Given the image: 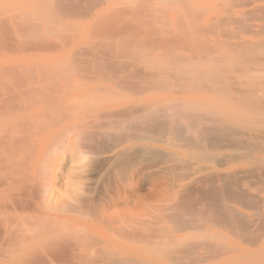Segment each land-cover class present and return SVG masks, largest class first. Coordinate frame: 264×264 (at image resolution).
Segmentation results:
<instances>
[{"label":"bare ground","instance_id":"1","mask_svg":"<svg viewBox=\"0 0 264 264\" xmlns=\"http://www.w3.org/2000/svg\"><path fill=\"white\" fill-rule=\"evenodd\" d=\"M207 1L0 0V264H264V0Z\"/></svg>","mask_w":264,"mask_h":264},{"label":"rangeland","instance_id":"2","mask_svg":"<svg viewBox=\"0 0 264 264\" xmlns=\"http://www.w3.org/2000/svg\"><path fill=\"white\" fill-rule=\"evenodd\" d=\"M204 1V2H203ZM206 2H208L207 0H206ZM206 2H205V0H202V2H201V0H200V5H202V6H205V4H206ZM152 5V4H151ZM154 6V5H153ZM153 6H152V8H153ZM160 6H163L164 7V9H165V11L166 12H164V17H165V22H167V23H165V24H163V22H161V21H152L151 22V24L152 25H154V26H164V27H166V28H170V29H172L173 27L171 26V25H167L168 24V21H169V19L171 18V17H173L174 15H177V14H179L178 12H177V10H176V8L175 7H170L171 5H170V3L168 2V1H165L164 2V4H162V5H160ZM186 17L187 18V16L186 15H183V17ZM184 17V18H185ZM137 18V20L135 19V20H132L131 21V23H137L138 25L140 24L141 25V23L144 21V20H142L141 18H140V20H139V17H136ZM184 18H182V21L184 22V26H183V30L181 31L182 33H187V32H189V31H191L190 29V27H189V23L188 24H186L185 22L186 21H184ZM188 18H190V17H188ZM144 23V22H143ZM136 24V25H137ZM175 24V23H174ZM143 25H145V26H148L149 25V23L147 24V23H144ZM179 29V28H178ZM212 32V31H211ZM211 35V34H210ZM184 47V46H183ZM177 50H179V49H177ZM156 52V51H155Z\"/></svg>","mask_w":264,"mask_h":264}]
</instances>
